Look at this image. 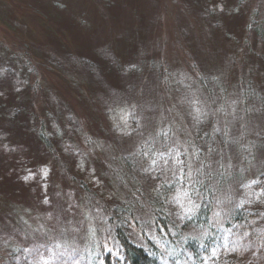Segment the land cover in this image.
Segmentation results:
<instances>
[{
    "label": "rangeland",
    "instance_id": "374dc122",
    "mask_svg": "<svg viewBox=\"0 0 264 264\" xmlns=\"http://www.w3.org/2000/svg\"><path fill=\"white\" fill-rule=\"evenodd\" d=\"M252 61H264V0H0V231L12 228L15 240L23 234L58 239L56 248L87 253L89 261L98 246L115 255L109 220L101 219L113 202L120 204L106 166L117 154L137 155L132 176L143 202L154 182H170L178 150L217 116L220 104H212L209 119L200 110L202 93L192 85L214 72L224 80L227 100L221 106L228 115L215 117L228 128L222 164L243 177L230 179L215 196L211 236L223 233L244 194L264 191V179H257L264 172V112L256 109L258 101L243 114L232 110L240 102L242 71ZM261 70L251 85L264 95ZM143 146H153L154 155L146 153L142 161L137 152ZM88 188L92 206L83 197ZM167 194L166 210L174 218L196 208L183 188ZM150 230L145 224V233ZM185 231L201 240L209 236L205 227ZM217 238L215 250H199L200 264L238 255ZM165 253L174 259V252ZM242 253L248 258L251 249ZM53 259L42 252L31 264L69 261ZM194 260L189 255L173 264Z\"/></svg>",
    "mask_w": 264,
    "mask_h": 264
},
{
    "label": "trees",
    "instance_id": "16d2710c",
    "mask_svg": "<svg viewBox=\"0 0 264 264\" xmlns=\"http://www.w3.org/2000/svg\"><path fill=\"white\" fill-rule=\"evenodd\" d=\"M257 29L260 32V28ZM251 63V66L243 69L241 81L239 80L240 102L232 105V110L238 109L240 114L248 110V107L251 106L249 104L253 101H258L259 105L257 106L259 107L256 109L259 108L261 112H264V95L261 92L260 95L259 91L251 85L254 75L261 76L259 70L261 68L264 70V61H259V64L254 61ZM258 65L261 68L257 67ZM223 82L221 74L214 72L205 76L201 75L196 82L193 81L192 85L194 84L193 86H196L197 90L200 89L199 91L202 93L200 106L202 113H205L210 119L214 108L212 104H220L218 110H215L217 116L213 115V121L211 120L210 124L209 121L203 123L202 131L201 128H198L199 133L188 138L189 142L178 150L179 153L176 156L178 160L172 159V163H178L179 166L177 165L178 169L170 174V178H172L170 182L167 183L166 180L154 182L155 189L152 194H149L150 196L144 197L145 202L142 200L143 197H140L141 193L137 190L138 184H135V177L132 176V172L136 174L135 171L138 170L137 155L117 154L113 159L115 163L110 160L109 164L105 165L111 178H114L113 185H115L114 192L116 193L114 197L120 204L113 202L111 208L105 210L106 213L101 219L105 217L109 220V231L115 241L116 254L119 256L98 246L95 249L94 259L92 256L89 261L83 257L87 253L71 251L65 245L56 248L57 242L55 241H59L58 239L42 242L28 240L26 234H23V238L15 240L12 228H9L0 231V264H31L33 259L40 257L42 252L49 253L51 257H54V263L57 261L64 263L65 260H69L66 261L68 264H168V262L173 264L177 259L187 258L190 255L195 259L192 264H198L199 250L203 248L215 250L214 235H218L217 242L221 247L226 246V251L238 254L235 257H226L227 262L223 264H264V207L261 204L264 203V195H261L264 191L254 192L249 194L250 196L244 194L246 195L245 199L242 202H237L230 210L223 233L217 230L211 236V233L216 229L209 223L214 217L212 212L216 202L215 196L220 194L221 187H224L230 179L243 180L238 172H229L224 169V164H222L229 154L228 148H226L228 137L225 135L228 134V128L226 126L221 128V124L215 117L228 115L227 109L221 106V104H227ZM172 86H174V81ZM189 88L193 90L194 87L189 85L188 90H190ZM192 93L193 91H188V97L192 98ZM217 98L218 103L216 102ZM253 107L254 105H252ZM19 111L22 112L21 109ZM176 123V128L183 134L182 127L178 122ZM165 137L167 136L161 135L163 140ZM44 138V134L40 133L38 140L48 147L50 144ZM147 144L151 145L152 141ZM187 144L191 147L190 150L184 148ZM118 148L121 149V146ZM243 149L245 151V148ZM203 151L207 155H204ZM137 153L143 161L146 153L148 156L154 155V148L153 146H143ZM155 159L157 160V157ZM156 160L155 162L158 163ZM212 160L215 162L213 163ZM160 170L157 173L162 175L163 171ZM179 173L182 176L178 175ZM257 179L263 180L264 172L258 174ZM176 186L183 188L189 197L191 195L193 201L195 200L196 208L187 215L174 218L173 213L166 210V202H168L166 199L168 200L167 193L174 190ZM87 191L89 192V188L86 189L83 197L85 202L92 206L94 202L93 199L88 198ZM118 194L119 197H117ZM135 196H137L136 200ZM165 197L167 198L165 199ZM255 197H258V200H255ZM139 200L140 204L138 205ZM143 207L148 213L146 220L143 218L144 213L141 212ZM144 223L151 229L149 234L144 231ZM132 226H137L139 230L142 229L141 232L132 233ZM193 226L205 227L209 236L201 240L191 237L186 231L184 232V229ZM133 235L138 237L137 240ZM249 248L251 254L246 255L248 258H243L242 252ZM166 250L174 252V259H172L171 253H165ZM50 259L52 260V258Z\"/></svg>",
    "mask_w": 264,
    "mask_h": 264
},
{
    "label": "snow or ice",
    "instance_id": "6c2138e0",
    "mask_svg": "<svg viewBox=\"0 0 264 264\" xmlns=\"http://www.w3.org/2000/svg\"><path fill=\"white\" fill-rule=\"evenodd\" d=\"M222 10V9H221ZM153 164H155V161H153ZM43 175L46 177L48 175V170L47 169H43ZM31 177H25L24 179H30ZM253 183H256V181H253ZM45 203H47V200H45Z\"/></svg>",
    "mask_w": 264,
    "mask_h": 264
}]
</instances>
